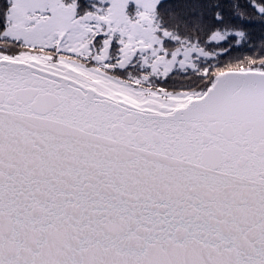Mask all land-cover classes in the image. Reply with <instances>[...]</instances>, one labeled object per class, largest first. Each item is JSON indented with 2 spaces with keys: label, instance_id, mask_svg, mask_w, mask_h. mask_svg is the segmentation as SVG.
<instances>
[{
  "label": "snow or ice",
  "instance_id": "6c2138e0",
  "mask_svg": "<svg viewBox=\"0 0 264 264\" xmlns=\"http://www.w3.org/2000/svg\"><path fill=\"white\" fill-rule=\"evenodd\" d=\"M0 264H264V0H0Z\"/></svg>",
  "mask_w": 264,
  "mask_h": 264
}]
</instances>
